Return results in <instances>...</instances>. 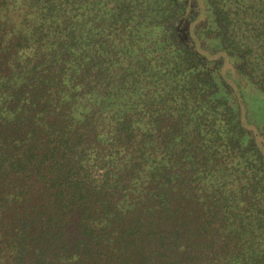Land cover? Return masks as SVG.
Masks as SVG:
<instances>
[{
    "label": "trees",
    "instance_id": "trees-1",
    "mask_svg": "<svg viewBox=\"0 0 264 264\" xmlns=\"http://www.w3.org/2000/svg\"><path fill=\"white\" fill-rule=\"evenodd\" d=\"M259 104L264 0H0V264H264Z\"/></svg>",
    "mask_w": 264,
    "mask_h": 264
},
{
    "label": "rangeland",
    "instance_id": "rangeland-1",
    "mask_svg": "<svg viewBox=\"0 0 264 264\" xmlns=\"http://www.w3.org/2000/svg\"><path fill=\"white\" fill-rule=\"evenodd\" d=\"M256 105L258 106V104H257V102H256ZM258 116L260 117V118H263L264 117V112H263V108L262 109H260V104H259V107H258Z\"/></svg>",
    "mask_w": 264,
    "mask_h": 264
}]
</instances>
